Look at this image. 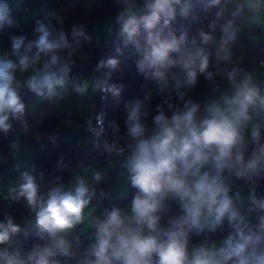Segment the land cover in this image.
<instances>
[{
  "label": "clouds",
  "instance_id": "1",
  "mask_svg": "<svg viewBox=\"0 0 264 264\" xmlns=\"http://www.w3.org/2000/svg\"><path fill=\"white\" fill-rule=\"evenodd\" d=\"M119 2L117 37L125 48L131 46L137 70L165 99L154 113L147 103L151 93L127 102L125 130L110 122L111 139L105 135L103 112L87 130L97 148L102 144L105 153L122 158L121 175L136 192L127 207L112 206L95 215L99 202L92 201L106 172L83 163L72 169L63 157L56 167L71 171L68 180L62 175L46 178L31 166L20 172L7 198L23 200L34 214L40 242L27 252L17 247L15 237L23 229L5 213L0 264H264V195L256 187L264 179V88L251 71L235 64L221 67L232 64L236 21L247 11L250 20L259 22L264 0H209L206 7L217 9L215 19L208 31L198 30V39H189L187 30L177 34L173 27L178 16L190 15L192 0ZM63 24L55 11L47 12L36 20L33 39L11 35L10 50L0 52V132L5 136L13 128L11 121L28 131L23 88L57 103L70 92L80 97L90 91L105 98L121 95L124 86L112 81L117 58L101 59L99 75H70L81 40L91 37L83 25H73L70 39ZM17 27L8 0H0V32ZM217 29L219 39L214 38ZM213 60L215 73L209 70ZM200 76L212 91L196 101L188 92ZM216 76L226 78L225 87L213 83ZM10 148L17 151L19 143L13 141ZM238 180L249 185L246 200L239 189L233 192ZM99 196L106 198L103 190ZM173 204L178 216L171 215ZM86 222L92 230L90 243L79 249L68 236ZM218 229L223 232L218 239L191 242L192 233L215 234Z\"/></svg>",
  "mask_w": 264,
  "mask_h": 264
},
{
  "label": "trees",
  "instance_id": "2",
  "mask_svg": "<svg viewBox=\"0 0 264 264\" xmlns=\"http://www.w3.org/2000/svg\"><path fill=\"white\" fill-rule=\"evenodd\" d=\"M139 2V0H138ZM209 0H192V8L190 15L185 17H177L173 27L176 29L177 34L181 30H187L189 32V39L197 38L198 30L203 29L208 31L209 23L215 19L216 8H208L206 5ZM122 5L119 0H94L93 5L87 9L84 6V0H49L46 13L55 11L58 16L64 20V30L69 32V38L71 39L70 30L73 25H83L85 32L91 37L90 41L85 42L81 40L79 50L73 56L74 63L72 65L71 76L85 78L93 72H96L97 64L101 59L107 57H114L120 61L119 67L112 73V81L122 84L121 95L119 97H113L110 94L107 95L105 110L107 119V129L109 128L110 122H116L124 128L125 119V104L133 99H143L147 93H151V100L147 101L149 108L155 112L156 106L165 99V95L157 94L156 86L153 81L146 79L142 74L139 73L136 67V55L131 46L125 48L123 43L117 37L118 25L116 23V16L121 11ZM44 19V18H43ZM108 24V44L102 45L101 47H95L94 37L95 28L100 23ZM53 24H56V20H52ZM35 23H31L28 26H23V31L15 35H24L28 39L34 38ZM59 27V25H57ZM218 31V29H217ZM256 31V30H255ZM254 32V31H253ZM251 32H246L241 35V40L245 44L243 53L246 56V62L243 65L246 67L251 63H258L259 61L264 62V45L255 46L248 42V37ZM14 35L9 33L6 37L0 39L2 47L10 48V36ZM120 49V51H117ZM240 49V50H241ZM89 55V59H81L79 54ZM239 53V52H238ZM210 71L215 73L216 67L215 62L210 63ZM104 71H107L105 69ZM209 82L204 79L203 76L198 78V83L195 88L188 92V95L194 100L197 94L202 92ZM21 98L26 105V113L24 119L28 125L32 123L31 118L28 114V107L31 102L37 98L29 89L24 88L21 90ZM172 100L175 101V94L172 95ZM13 124L12 130L5 136L0 132V150L5 156L9 155V147L11 144L12 135L15 130L21 127L20 122L11 121ZM58 120L54 118H46L39 125L35 126L34 129L25 137L33 136L37 140L32 144L31 147V160L35 165L38 172L44 173L45 177L48 178L52 175H62L64 179L71 173V171H60L57 169V161L63 157L65 163L71 161V168L77 169L78 166L83 163L85 165L91 164L101 157V150L95 153L92 148L77 149L71 141V135L69 132L61 133L58 139L61 141L53 140H41L50 133H52L58 126ZM123 129L121 132H123ZM93 142V135L88 134ZM94 144V143H93ZM95 146V144H94ZM96 147V146H95ZM244 186L248 195V183L244 180L235 181L233 185V192L239 187ZM257 193L264 195V179H259L256 182ZM136 190L131 189L125 196L115 200L108 207H125L131 202ZM5 213L10 214L15 222H20L26 219L27 213H30L25 207L24 201L20 200L13 203L7 209H2L0 206V220L4 218ZM178 212L173 205H171V215L178 216ZM264 215V213H261ZM34 214H32L33 216ZM255 219V216L253 217ZM31 218L26 222L29 223ZM225 223V227H226ZM223 235L221 229H218L215 234L205 231L202 235L197 236L195 233L191 234V242L197 243L205 237L218 239ZM40 242L35 231L24 234L23 236V247L25 250L32 247L34 243ZM76 248L81 249L78 245Z\"/></svg>",
  "mask_w": 264,
  "mask_h": 264
},
{
  "label": "crops",
  "instance_id": "3",
  "mask_svg": "<svg viewBox=\"0 0 264 264\" xmlns=\"http://www.w3.org/2000/svg\"><path fill=\"white\" fill-rule=\"evenodd\" d=\"M8 2L11 6L12 15L18 21V24H21L22 26H28L34 21L38 13V4L36 2L30 3L29 11L25 10L26 5L22 2V0H8ZM250 16L251 13L245 11L243 16L240 18L237 24L239 27L238 35L241 39L242 34H245L246 32H251L248 37V42L255 46H262L264 45V15H261L259 22L250 20ZM8 34L9 32L7 29L0 32V39L6 37ZM244 46L245 44L241 40V48H243ZM1 48L2 46L0 43V50ZM236 57L238 63L242 66V68L251 71L254 74L258 85L264 88V64L259 61L258 63H251L244 67L243 65L246 62V56L243 53V49L239 51ZM226 84L227 82L225 80L220 85V87L223 88L226 86ZM209 95H211V92L207 93L204 98ZM66 97L63 101H60L58 103L41 100L39 97L33 100L28 107V114L32 121V123L28 125V131L25 132L23 128L20 127L15 130L12 135L11 144L13 141L18 142L19 149L17 151H13L9 147L8 156H5L0 150V174H3V183L0 185V206L3 210L7 209L13 203L18 202L12 201L7 198L9 195V187L19 183L20 172L26 169H30L31 166H35L31 160V147L37 139L33 136H25H27L34 129V127L39 125L44 119L54 118L57 119L58 122L59 120H61L62 122H65L66 125H68V128L62 130H57L56 128L52 133H50L41 140H52V137L58 139V136L61 133L69 132L71 135L70 139L77 149H85L90 147L94 150L95 153L100 152V148L94 146L92 140L90 139V136L86 133L85 119L87 117L88 112H63L58 114L59 116H61V119L56 117L58 113L56 111L59 110L60 106L65 103ZM204 98H202L200 101H202ZM80 115H82V119L78 117ZM66 118L69 119L68 122L65 121ZM71 124L73 126L69 128ZM120 159L122 160V158ZM17 164L21 165L20 171L15 170V166ZM91 165H93L98 170L106 172L105 179L101 181L100 185L97 188V197L94 198L92 201V205H97L99 202V206L97 207V210L94 214L101 215L104 208H108L112 204V202L122 198L133 188L127 182L126 176L121 175L123 169H121V171H118L116 166L112 162L99 163L98 161H94L91 163ZM71 175L72 173H70L65 180L70 179ZM243 187L244 186H239L237 188L240 190L242 197L247 196V191L243 190ZM101 190H103V192L105 193L106 198H101L99 196V192ZM129 204L130 203H128L125 207H127ZM173 206L178 212H180V210L174 204ZM26 216L27 217L24 222H17L21 226L23 231L17 237H15V240L17 241L16 246L24 252H27L31 249L29 248L25 250L23 247L24 234L33 231L37 233L34 215L32 216V213H27ZM29 218H31V221H29L27 226H25ZM91 231L92 230L87 227L86 222L84 225H81L76 230H74L68 236V239L69 241L73 242L74 247L79 243L88 246V244L90 243Z\"/></svg>",
  "mask_w": 264,
  "mask_h": 264
},
{
  "label": "built area",
  "instance_id": "4",
  "mask_svg": "<svg viewBox=\"0 0 264 264\" xmlns=\"http://www.w3.org/2000/svg\"><path fill=\"white\" fill-rule=\"evenodd\" d=\"M22 2L26 5L25 10L29 11V5L32 2H36L38 4V13L37 16L35 17L33 23L36 22L37 19H43L44 18V14L46 13V8L48 7L49 4V0H22ZM240 19H238L236 21V24H238ZM8 30L9 33L11 34H18L21 33L23 31V26L21 24H18L17 28H6ZM219 29L218 31L215 33V39H219ZM241 49V39L240 36L238 35V39L236 41L235 44L232 45V51H233V58H232V64H221V67H227V68H231L233 66V64L238 65L239 67L242 68V66L238 63L237 61V54ZM10 48L8 47H2L0 52H6L9 51ZM210 63H214V60ZM262 64H264V62H261ZM226 80V78L222 77V76H216L215 80H214V84L216 85H221L224 81ZM212 91V86L209 85L207 86V88H205L202 92H200L199 94H197V96L195 97L194 100L196 101H200L202 98H204V96ZM106 99L104 97L103 93H98L96 101L94 103L91 104L89 112L87 114V117L85 119V126H86V133L87 134H91L88 130H87V125L88 123L91 121V123L93 124V126H95L96 124V114L103 112L104 113V117H105V122H104V127L106 129L105 135L108 136L109 139H111V130L107 129V119H106V110H105V103H106ZM66 122L69 121V119H65ZM120 130L122 131L124 128L119 124ZM103 145L101 144L100 150H101V157L99 159H97L96 161H98L99 163H106V162H112L118 171H121L122 167V160L119 157H116L114 154H108L105 153L103 150ZM3 183V174H0V185ZM81 249L87 247L86 245L79 243L77 244Z\"/></svg>",
  "mask_w": 264,
  "mask_h": 264
},
{
  "label": "rangeland",
  "instance_id": "5",
  "mask_svg": "<svg viewBox=\"0 0 264 264\" xmlns=\"http://www.w3.org/2000/svg\"><path fill=\"white\" fill-rule=\"evenodd\" d=\"M93 3H94V0H84V6L87 9H89L93 5ZM32 8H33V6H32ZM108 31H109L108 24H105L104 22L100 23L98 26H96L95 37H94L95 47H101L102 45L104 46V45L108 44V41H109ZM79 57L81 59L83 58L86 60H88L90 58L89 55H84L82 53L79 54ZM94 75H99V73L93 72L92 74H90L88 77H85V78H89V77H92ZM97 94L98 93L93 94L90 91L87 96L80 97L77 94L70 92L69 95H67V97H66L65 103L60 106L59 110L56 111V112H58L56 117L61 119V116H59L58 114L63 113V112H66V113L67 112H72V113L73 112H89V109H90L89 106L91 105L92 102L94 103L96 101ZM78 117L80 119H82V115H80ZM71 126H73V125L71 124L69 126V128ZM66 128H68V125H66L65 122H62L61 120H59L57 130H62V129H66ZM55 140L61 141L60 139H55ZM243 190H245L244 187H243ZM243 197L246 200L247 196H243Z\"/></svg>",
  "mask_w": 264,
  "mask_h": 264
}]
</instances>
